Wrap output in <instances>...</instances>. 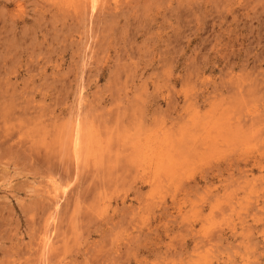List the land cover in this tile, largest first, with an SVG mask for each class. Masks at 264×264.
<instances>
[{
	"label": "rangeland",
	"instance_id": "1",
	"mask_svg": "<svg viewBox=\"0 0 264 264\" xmlns=\"http://www.w3.org/2000/svg\"><path fill=\"white\" fill-rule=\"evenodd\" d=\"M0 264H264V0H0Z\"/></svg>",
	"mask_w": 264,
	"mask_h": 264
},
{
	"label": "bare ground",
	"instance_id": "2",
	"mask_svg": "<svg viewBox=\"0 0 264 264\" xmlns=\"http://www.w3.org/2000/svg\"><path fill=\"white\" fill-rule=\"evenodd\" d=\"M94 2V0H92ZM92 3V2H91ZM77 128V127H76ZM77 134V133H76ZM77 147V146H76Z\"/></svg>",
	"mask_w": 264,
	"mask_h": 264
}]
</instances>
